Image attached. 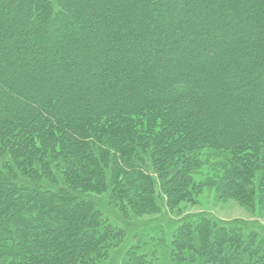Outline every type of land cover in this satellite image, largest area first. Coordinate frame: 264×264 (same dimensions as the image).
<instances>
[{
	"label": "trees",
	"instance_id": "obj_1",
	"mask_svg": "<svg viewBox=\"0 0 264 264\" xmlns=\"http://www.w3.org/2000/svg\"><path fill=\"white\" fill-rule=\"evenodd\" d=\"M110 1L103 0V3ZM156 1H158L155 3L156 7L154 6L150 11L147 8L148 6H142L138 9V12H140L146 8L149 11V13H146V16L154 24L149 29H147L148 27H144V34L147 36L149 32L154 31L158 35H169L172 38L170 39L171 41L167 42L164 49L162 46H159L157 49L151 50L152 52L147 51L149 48L146 49L144 45L142 55L145 54L147 61L150 62L143 60V64L137 62L136 66L131 65V68L127 67L124 71L120 70L113 82L104 85V87L100 85V89L94 90L91 87L83 89L77 95L76 100L81 102L84 108L86 107L84 111L89 113H83L81 114L83 116L80 115L75 120L72 119L73 114L65 119V117L61 116L66 110V107L63 106V100L57 98L54 101L51 100L50 93H42L37 98L30 96V90L37 85L36 79L32 78L33 73L31 74L28 71L30 73L29 76H32L27 77V80L31 81L27 86L25 81L24 84H21L14 80V78H22V76L18 75L20 70H22V66L19 68L15 66L14 77L8 76L7 89L5 86L3 88L0 84V95H4L8 102V93L11 91L29 101V105L26 106L27 108L22 115L19 114L20 116L16 117V115L10 114L8 118H4L0 123V135H2L0 136V151H2V156L5 157L0 163V186H3L0 191L5 190V195H8L9 199L13 195L16 196L17 200L30 196L33 200L30 202L32 208L29 207V220H34L36 217L45 218L46 220L43 223L44 225L40 226V230L38 229L37 233L33 232L29 234L31 230H28V228L24 230V233L20 237L14 238V241L0 236V262L7 263L10 259L14 260L12 257L15 258L14 255L20 252L18 249L22 250L23 247L29 248L26 260L34 264H40V261L42 262L43 260L47 262L50 256L55 258L54 261L53 259L51 261L54 264L59 263L57 256H60L59 258L64 260L69 256L74 264L79 261L82 264L86 263L84 259H79L81 256V258L86 257L89 261L102 257V255L107 254L105 250L109 251L111 246H114L115 240L122 238V235L124 236L127 233L120 228L121 226L115 224L116 221L112 220L108 214L110 212L109 208L117 214L114 215L119 220L121 219L123 222L125 220L127 222L125 226L129 228L133 224L129 222H134L133 218L135 216L152 213L157 210L155 200L151 197L152 193H150V197H147L148 194L140 191V189L155 183V179L152 176L154 172L160 174V170L163 172V168L167 167L168 169L169 167L170 171L181 175L182 164L180 161L182 162L183 160L186 164L185 166H187L183 170L184 172L187 171L186 168L190 165L192 167L198 166L201 163L202 150L206 148L205 143L209 145L207 148L211 150L210 152L213 155L218 157L225 156L226 150L223 146L220 147L218 143L214 144L208 140H200L197 134H186V130L183 128L184 125L176 123L175 113L173 112L175 107L169 103L173 102L170 99V95L175 94V97H177L180 95L179 92H172L173 94L171 93L167 96L154 92L155 86H167L165 81L164 83L158 80L154 81V77L158 75L160 70L159 67L158 71L155 70V61L158 64L157 59L160 57L166 58V56L165 58L163 57L161 51L167 52L170 47L175 50L178 49L177 43L174 44L173 41L176 38L179 39V36H176L175 30L181 25L180 22L172 20V9H174L175 0ZM255 1L262 6L259 0ZM42 2L45 3L44 6H37V9H32V6L34 7L35 3L37 4V0H24L19 5H17L15 0H0V46L3 45L0 52L4 49L8 53L9 50H14L13 48L16 47L19 57L23 59L26 56L34 55L39 50H42L40 47L35 48L36 42L40 46L42 44L41 41L44 42V38H46L45 31L41 26L50 23H53V26L59 25L57 27L62 35H67L69 32L72 36L78 34L81 40L91 32L90 25L92 21L87 19L85 21H81L80 19L83 26L78 29L79 33L75 29L67 28L69 26L73 27L75 21L72 19V16L74 17L75 13L71 10V15L69 10L63 11L60 7L63 4L64 7L68 6L71 9L72 6H70L69 0H42ZM161 2H164L162 6H160ZM225 4L227 7H237V10H241L238 7V5L241 6L239 0H222L221 5ZM116 8L117 11H121L123 7L117 4ZM116 8L113 7L114 10ZM155 8L157 9L156 13L154 11ZM108 14H111L109 9ZM262 15L264 16V11ZM182 16H186V11ZM31 17L37 19L38 25L31 23ZM28 22L31 28L37 27V34H35V31L33 34L28 32ZM134 23H143L145 25L144 19L135 20ZM60 27H63V29ZM252 30L251 36H254V39H256V34H261L259 30H263L264 32V29L259 28V26L257 31L252 26ZM19 33L25 34L23 38H32L33 45L30 44L28 46L24 43L22 46V44L17 45L13 41L10 42V37L17 36ZM139 34L140 38L144 39L145 44L153 42L152 39L149 38V40L146 36L144 37L142 31ZM126 38L129 39V36ZM159 41L165 42L164 39H159ZM80 44H82L81 48L84 55L90 56L92 51L96 54L95 45L83 43L82 41H80ZM206 45L209 47L208 44ZM72 46L79 47L80 45L76 42ZM69 47L61 44L56 52L63 59L65 56L66 63L73 49V47ZM116 48H122V44L117 45ZM51 49L50 46H46L47 52ZM206 49L208 48L206 47ZM175 50L174 52H176ZM155 51H159V53ZM98 54L101 57L102 49L98 50ZM170 54H173V52ZM253 55L255 56L254 52ZM245 56L241 55L232 61L236 66L222 71V74H214L212 71V74L205 75L210 78L212 76L213 79L219 82L213 85L212 92L210 93L213 96L214 104L207 107L205 112L210 113L208 115L209 118L221 112L222 115L227 117L224 118L225 124L229 125L226 128L227 131L229 129L233 130V127L236 126V130L241 131V133L244 132V137H241L240 141L232 143L230 146L227 145V152L233 153L234 159L238 162L235 163V168L231 169V175H233L232 177L242 178L244 183H250L248 181H253L252 179L257 177L254 180L259 186L261 182H264V135L261 136L264 133V118L261 121L258 120V123H256L258 127L254 128L255 124L251 123L255 121V117L252 116L250 109L244 105L245 103L240 99L239 95L231 96V93L236 88H239L241 84L247 85L254 81H259L256 85L257 89L253 88V91L257 92L256 96L258 97L264 95V53L260 56H253L258 63L252 68L246 66ZM203 62L205 65L210 63L212 68H214V65L218 69L225 66L224 60H218V62L213 63L210 57L205 58ZM145 63H148V65ZM258 68L260 69L258 70ZM65 69L59 65V67L55 66L51 68V71L55 73L57 70H60L68 74L72 71L68 67ZM38 71L44 79L49 70L45 68V73L43 69H39ZM218 77L219 79H217ZM6 78V76L0 78V81L3 82ZM237 79H242L241 84L238 83L239 81H235ZM126 83L131 84L132 88H126ZM148 92H150V96H148ZM109 93H113L117 99L119 97L123 99V95L125 99L130 98L127 103H131L136 108L132 109L133 107H129L130 110H127V108L126 110H121L119 107L124 103H121L120 99L114 102L108 101L107 98L110 97ZM14 98L10 100L12 103L16 102ZM238 101L244 108L240 109L236 107L235 113L234 105ZM14 105L16 106L17 104L15 103ZM76 107L78 108V105ZM76 107L73 110L65 111V113L74 112L77 110ZM198 107L202 108L201 105H198ZM225 111L229 114L225 113ZM110 114L114 115L111 116ZM230 114H234L237 117L238 120L236 122L240 126L235 125L233 121H228L230 117H233ZM251 127L254 130L249 133L248 130ZM223 130L225 131V128ZM6 149H8V153L14 154L16 158H13V160L9 159V155L7 156V152L5 151ZM219 149L222 152L217 151ZM163 151L166 153L164 157L166 160L161 158L163 157ZM15 160L18 162L17 164H14ZM140 161H143V163ZM248 161H252L253 163L248 164ZM244 162L246 163L244 164ZM17 166L19 169H17ZM52 168H57V171H60L59 174H54ZM44 174L49 177V180H43ZM184 178L187 179L186 175H184ZM59 179L61 183H59ZM165 186H168L169 194H173V192L175 194L181 193L179 181L177 184H173V182L166 178ZM41 187L43 188L42 192L44 195L49 198L48 202H43L40 199L42 195L37 188ZM21 188L25 189V191H21ZM16 189L19 190L18 194H14V190ZM91 191L96 196H99L101 193L109 195L108 198L106 197L107 201L110 202V205H107V207L109 206L107 208V210L109 209L108 212L102 211L101 206L98 207L96 205V200L88 195V192ZM239 192L247 196L245 191L239 190ZM53 195L59 196L62 201L65 199L66 202L58 203L57 205L52 200ZM262 196L260 195L258 199L254 200L261 202ZM118 205L119 208H117ZM55 206H59L60 211H63L65 215V217H62L64 225L71 223L70 219L75 220L74 213L76 215L85 212L92 213L95 214L94 219L88 222V219L84 218L82 224L75 220L76 227L74 226L73 229L69 227L66 232L67 236L63 237V239H57L53 236L54 234L50 235L49 231L50 228L52 229L56 225L54 224L56 223L54 222L56 221L55 215L52 214V209L55 210ZM71 206H73V211L69 210ZM113 207L116 208L118 213L112 209ZM127 209H130L132 212L129 213ZM48 210L51 212V219L49 218L50 215L46 214ZM52 220L54 221L52 222ZM85 222L91 232L85 235L84 240L78 241L76 237L79 236L78 234L81 232L82 225ZM192 224L197 227L198 232L195 233L193 231V233L189 231ZM30 225L32 227L35 226L33 224ZM38 225L35 227L38 228ZM133 226V228H136L137 224ZM156 226V229L151 226L149 228L146 227L144 230H137V235H140L143 231L145 236L151 231L152 234L150 233V235L153 237L154 242H150H153L151 244L154 247L149 252V249L146 248L149 246L148 241H145L146 244L142 248L139 246L134 247L136 251L134 252L135 258L130 261L131 264H165L163 259H169L172 264H237L236 262L238 261H240L239 264H253L256 261L254 260L255 256L263 257L264 259V230L261 227L252 228L249 226L232 225L229 222L221 223L203 215L195 217L191 221H181L176 226V231L171 236L169 234L171 240L167 242V244H170L168 248L169 256H167L164 254L163 249L160 250L161 247L164 248V245H166L163 239L165 225L156 224ZM41 227H44L46 233L43 239H40V237H43ZM64 229L65 227L61 230ZM184 235L187 236H185L186 240L183 239ZM226 238L229 240H225ZM106 239L107 243L102 245L106 242ZM227 243L229 247L233 246L234 250L232 252L228 251ZM84 246L86 247L82 248ZM221 247L223 248L221 249ZM190 248H195L198 252H201V255H191V252L189 251L188 253L187 251ZM214 248L216 250L215 253L213 252ZM150 253L153 254L151 258L148 257ZM54 254H56L57 258ZM246 254H254L253 259L245 257ZM233 258L237 260H232Z\"/></svg>",
	"mask_w": 264,
	"mask_h": 264
},
{
	"label": "rangeland",
	"instance_id": "obj_2",
	"mask_svg": "<svg viewBox=\"0 0 264 264\" xmlns=\"http://www.w3.org/2000/svg\"><path fill=\"white\" fill-rule=\"evenodd\" d=\"M15 1L17 2V5H19L20 2H23L24 0ZM69 1L71 4L70 6H72L71 9L68 8V6L64 7L63 4L60 7L63 11L69 10L70 14L71 10L75 13V16H72V19L75 21L73 23V27L69 26L67 28H72L73 30L75 29L79 33L78 29L82 28L83 26L81 21H85L87 19L92 21L90 25L91 32L88 34V36H84L81 40V37L78 34L76 36H72V34L69 32L67 35H62L58 29L59 25L56 24V26H53V23L41 26L45 31L46 38L44 39L47 42V45L45 41H41L42 44H40V46L39 43L37 44L36 42L35 48L37 49V47H40L42 50H39L32 56H26V60L25 58L23 59L22 57H19L16 47L13 48L14 50H9L8 53H6L4 49L0 52V78L5 76L7 77L5 81H0V84L3 86V88L6 87L7 89L8 76L11 75L14 77L15 68L22 66V70H20V73L18 74L19 76H22V78H14V80L21 84H24L25 81L27 86V84L31 83L30 80H27V77L30 73H33V76H31L32 78L36 79L37 85L32 88V90H30V96L37 98L40 97L42 93H50L51 100L54 101L57 98L64 101L63 106L66 107L65 111L73 110L74 107L78 105V108L76 107L77 110L74 112L65 113L64 111L62 113L63 115L61 114V116L65 117V119L73 114L74 116H72V119L75 120L76 118H79L81 114L89 113L84 111L86 107L84 108V105L76 100V97H78L77 95H79L83 89H89V87L94 90L100 89V85L104 87V85L113 82L115 77L118 76V72H120V70L124 71L127 67L131 68V65L136 66L137 62L143 64V60L150 62L147 61V56L145 54L142 55V51H144V45L146 46V49L149 48L147 51L152 52L151 50H155V48L157 49L159 46H162L164 49V47L167 45V42H170V39L172 38H170L169 35L165 36V34L164 36L158 35L157 32L154 31L149 32L147 36L144 34V27H148L147 29H149L154 26L152 23L153 21L148 19L146 13H149V11L154 8V6L156 7L155 3L158 2L156 0H111L108 3H103V0ZM239 1L241 6L238 5V7L241 8V10H237V7H227L226 4L221 5L222 0H175L173 6L174 9H172V20L181 23L180 27L175 30L176 36L178 35L179 39L176 38L175 41H173L174 44L177 43L178 49L175 50L170 47L167 52L164 50L161 51L163 57L165 58L166 56V58L163 59L160 57L157 59L158 64L157 61H155V70L158 71V67L160 70L158 75L154 77V81L158 80L162 81L163 83L165 81L167 86H155L154 92L156 94L162 93L163 96H167L172 92L180 93V95L177 97H175V94L170 95V99L173 102H170L169 104L172 106L174 105L175 107L173 112L175 113L174 115L176 118V123H181L184 125L183 128L186 130V134H197L199 135L200 140H208L214 144L218 143V146L220 145V147L223 146V148L226 150V153H224L225 156L218 157L213 155L210 152L211 150L207 148L209 145L205 143L204 145L207 149L205 148L202 150V159L198 166L192 167V165L187 163L190 166H188V168H186L187 171L184 172L183 170L187 166H185L186 164L183 160L182 162L180 161L182 164L181 175L170 171L171 169L169 167L168 169L167 167L163 168V172L160 170V174L154 172L152 176L155 179V183H153L151 186H146L143 189H140V191H144L146 194H148L147 197H150V193H152L151 197L155 200L157 210L152 213L135 216L133 218L134 222H129L133 223L129 228L125 226V223L127 222L125 220L124 222L121 219L119 220L114 215L116 213L111 211V208H109L110 212H108L109 209L107 210V208L109 206L107 207V205H110V202L107 201V198L109 197L108 194L107 196L105 193H101L99 196H96L92 191L88 192V195L96 200V205L98 207L101 206L100 208L102 211H107L112 220L116 221L115 224L117 226H121L120 228L125 230L127 233L124 234V236L122 235V238L115 240L114 246L112 245L109 251L105 250V253H107L106 255H102V257H98L95 260L91 259V261L87 260L86 257L81 258V256L79 259H84L86 262L84 264H131L130 261L134 260L135 258L134 252H136L135 248L137 246L142 248L144 244H146L145 241H148L149 246L146 248L149 249V252L153 250L154 247L151 244L154 242L153 237L150 235L151 231H149L150 233L146 236L142 231L140 235L138 234V237L137 230H144L146 227L149 228L151 226L156 229V224L165 225L163 239L165 240L166 245H164V248L161 247L160 250L163 249L164 254L169 256L168 248L170 244H167V242L171 240L170 236L176 231V226L179 224V222L188 220L191 221V219L202 215L208 216L221 223L229 222L232 223V225L249 226L252 228L261 227L264 230V182H261L258 186L257 182L254 180L257 179V177H254V179H252L253 181H248L250 183H244L242 178L232 177L233 175H231V169L235 168L234 165L238 162H236V159H234V156L232 155L233 153L231 154L229 151V154L227 152V145L230 146L232 143H237L240 141L241 137H244V132L241 133V131L236 130V126L233 127V130L229 129V131H227L226 128L229 125L225 124L224 122V118L227 117L222 115L221 112L216 116L214 115L212 118L208 117L210 113L205 112L207 107H210L214 104V100L212 99L213 96L210 95V93L212 92L213 85L219 83L213 79L212 76L210 78L209 76L205 75L212 74L213 72L214 74H222V71L236 66L232 61L241 55H246V66L252 68L258 63L257 60L255 61L254 57L260 56L264 53L263 30H259L261 34H256V39H254V36H251L253 31L252 26L256 29V31L258 26L259 28L264 29V16L262 15L264 11V0H259V2L262 3V6H260L259 3L257 4L255 0ZM117 4H120V6L123 7L121 11H117ZM163 4L164 2H161L160 6ZM44 5L45 3H43L42 0H37V4L35 3L34 7L32 6V9H37V6L41 7ZM253 5L255 6L252 7ZM142 6H148L147 8L149 11H147L145 8L143 11L139 10L140 12H138V9H140ZM113 7H115L116 10H114ZM108 9L110 10L111 14H108ZM154 11L156 13L157 9L155 8ZM185 11L186 16H182ZM256 17L258 18L256 19ZM139 19H144L145 25L143 23H134L135 20ZM22 20L24 21V19ZM36 21L37 19L31 17V23L33 25H38ZM29 22L27 26L28 32L33 34L35 31V34H37V27L31 28ZM60 28L63 29V27ZM141 31L144 37L146 36L148 39H152L153 42L145 44L143 41L144 39L142 37L140 38L139 36ZM127 36H129V39L126 38ZM23 37H25V34L19 33L17 36H11L9 40L10 42L13 41L17 45L22 44L23 46L24 43H26L28 46H30V44L33 42V39H26ZM77 39L83 43L85 42L87 44L95 45L97 50H95L96 54L94 51H92L90 56L84 55L81 48L82 44H80V41ZM159 39H164L165 42L162 43L159 41ZM10 42H8V44H10ZM76 42H78V45H80L79 47L72 46ZM59 43L65 46L67 45V47L71 46L69 48L73 47L67 63L65 56L63 59L62 56H58V53L56 54L57 48L59 45H61ZM120 44H122V48L117 49V45ZM205 44H208L209 47L207 45L205 46ZM46 46H50L52 49L47 52ZM206 47L208 49H206ZM1 48H3V45L0 46V49ZM101 49L102 55L100 57L98 50L100 51ZM174 50L176 52H174ZM171 52H173V54H170ZM253 52L255 56L253 55ZM156 53H159V51ZM207 57H210L213 63L218 62V60H224L225 66L218 69L215 65L214 68H212L210 63H207L206 65L203 64V61ZM145 64L148 65V63ZM59 65L62 66L64 70H66L65 68L68 67L72 70L71 73L68 74L64 71L61 72L60 70H57L55 72L56 74L52 73L51 68L55 66L59 67ZM45 68H48L49 71L46 73L45 78L43 79V76L39 74L38 70L43 69L44 72ZM259 69L260 68H258V70ZM28 71L30 73H28ZM35 71L36 73L34 74ZM217 79H219V77ZM241 80L242 79H237L235 81H239L238 83H240ZM258 83L259 81H254L253 83L247 85L240 83L241 85H239V88H236V90L231 93V96L239 95L240 99L245 103L244 105L248 106L250 109L252 116L255 117V121H252L251 123L255 124L254 128L258 127L256 126L258 120L261 121V119L264 118V95L258 97L256 96L257 92L253 91V88L257 89L256 85ZM125 86L126 88H132V85L128 83H126ZM113 93H109L110 97L107 98V100L114 102L115 100L117 101L120 99V102L124 103L122 105L123 107H119L121 110H126V108L127 110H130L129 107L134 106L131 103H127L130 98L125 99L123 95V99L120 97L117 99V97L114 95L115 93ZM8 94L9 102L6 100L7 98L4 95H0V123L4 120V118H8V115L10 114H14L16 117L22 115L27 108L26 106L29 105V101L23 99L22 96H19L12 91ZM112 94L113 96H111ZM148 96H150V92H148ZM13 97H15L14 100L16 101L15 103L17 104V107L14 105L15 103L10 101ZM233 99H235V97H233ZM198 105H201L202 108H199ZM234 106L235 113L237 109L236 107L240 109L244 108L239 101L236 102V105ZM135 108L133 107L132 109ZM225 113L228 112L225 111ZM110 115L112 116L114 114ZM230 116L233 117H230L228 121H233L235 122V125L240 126L236 122L238 120L237 117L234 114H230ZM224 128L225 131L223 130ZM253 130V127H251L248 132H253ZM263 135L264 133L261 134V136ZM213 146L216 147L215 145ZM5 151L7 152V156L9 155V159L13 160V158H16L14 157V154L8 153V149ZM217 151L222 152L220 149ZM165 154L166 153L163 151V157H161L163 160H166L164 158ZM3 158L5 157L2 156V151H0V163ZM140 162L143 163V161ZM17 163L18 162L15 160L14 164ZM245 163L246 162H244V164ZM252 163V161H248V164ZM17 169H19L18 166ZM53 170L54 171L52 172L54 174H59L60 172L59 170L57 171V168H54ZM184 175H186L187 179L184 178ZM166 178L173 182V184H177L179 181L181 186L180 194H175L174 192L173 194H169V188L168 186H165ZM43 180H49V177L44 174ZM59 183H61L60 179ZM2 187L3 186H0L1 190ZM37 189H39V193L42 195L40 199L43 202H48L49 198L42 192L43 188L41 187ZM239 190L242 192L245 191L247 196L239 192ZM18 191V189L14 190V194H18ZM21 191H25V189L21 188ZM260 195H263L261 197V202L259 200H254L258 199ZM7 196L5 195V190L2 192L0 191V236L14 241V238L20 237V235L24 233V230L28 228V230H31L29 234H32L33 232L37 233L40 230V226L44 225L43 223H45L46 220L44 217V219L36 217L34 220H29V207L32 208L30 202L33 200V198L31 199L30 196H27L28 198H20L17 200L16 196L14 195L11 199H9ZM101 198H103V200H101ZM52 200L56 202L57 205L58 203L66 202L65 199L62 201L59 196L55 195H53ZM69 208V210L73 211V206ZM117 208H119V205ZM58 209L59 206H55V210L52 209V214H54L56 218V221L52 220V222H56L54 224L57 225V228L55 225L53 226L54 229L53 227L52 229H49L50 235L54 234L53 236L57 239H63V237H66V232L68 231L69 227L72 229L74 226L76 227V223L74 222L75 220L82 224V220H84V218L88 219L89 222L94 219L95 215L85 212L78 214V216L74 213L73 215H75V220H71L69 218L71 223L68 224L65 222L68 225H64V219L62 217H65V215L63 214V211H60L61 209ZM112 209L117 211L114 207ZM127 211H129V213L132 212L130 209H127ZM38 212L36 213L38 214ZM46 214L50 215L51 212L48 210ZM49 218L51 219V215ZM30 224L35 226L38 224L39 225L37 226L38 228H36L35 226L32 227ZM134 224H137L136 228H133ZM46 225L48 224L46 223ZM44 227H41V230L43 231V237H40V239H43L46 236ZM63 227H65V229L61 230ZM88 227L89 226L86 222L82 225V230L79 232V236L76 237L78 241L84 240L85 235L91 232ZM189 231H194L195 233L198 232L197 227H195L193 224L191 225ZM186 235L183 237L185 240L187 239ZM225 240H227V238ZM106 243L107 239L102 245H105ZM96 244L98 245L97 242ZM14 245L16 244L14 243ZM85 247L86 246L82 248ZM222 248L223 247H221V249ZM18 250L20 252L14 255L15 258L12 257L14 260L10 259L7 261V263H4L3 261L0 263L34 264L29 263V261L26 260V256H28L27 254L29 252L28 247H23L22 250L19 248ZM233 250V246L231 245L229 247L228 244V251L232 252ZM187 251L188 253L190 251L191 255H201V252H198L195 248L187 249ZM215 251L216 250L214 248L213 252L215 253ZM54 256L56 257V254H54ZM152 256L153 254L151 253L148 255L149 258ZM253 256L254 254H246L245 257L253 259ZM57 257L59 259H57L59 261L57 264H74L70 260L69 256L66 257L65 260L59 258L60 256ZM158 257L160 256L158 255ZM52 259L54 261L55 258L50 256L47 262L46 260L45 262L43 260L42 262L40 261V264H54V262H51ZM232 260L237 259L233 258ZM254 260L256 261H254L253 264H264L263 257L255 256ZM80 262L81 261L77 263L75 262V264H79ZM163 262L165 264H172L169 259H163ZM236 263L239 264L240 261Z\"/></svg>",
	"mask_w": 264,
	"mask_h": 264
}]
</instances>
